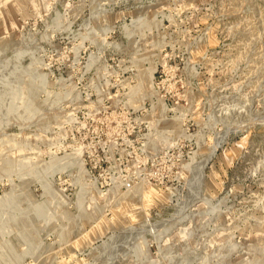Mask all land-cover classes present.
<instances>
[{"label": "rangeland", "instance_id": "rangeland-1", "mask_svg": "<svg viewBox=\"0 0 264 264\" xmlns=\"http://www.w3.org/2000/svg\"><path fill=\"white\" fill-rule=\"evenodd\" d=\"M0 264H264V0H0Z\"/></svg>", "mask_w": 264, "mask_h": 264}]
</instances>
